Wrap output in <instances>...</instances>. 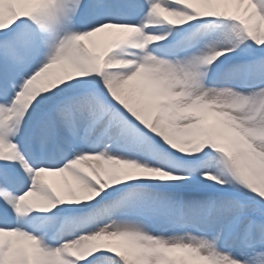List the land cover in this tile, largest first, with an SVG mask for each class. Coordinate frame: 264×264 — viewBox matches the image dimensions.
<instances>
[{"label":"bare ground","instance_id":"bare-ground-1","mask_svg":"<svg viewBox=\"0 0 264 264\" xmlns=\"http://www.w3.org/2000/svg\"><path fill=\"white\" fill-rule=\"evenodd\" d=\"M50 1L52 0H0V34L6 33L8 27L14 26L12 24L16 21L18 15L26 27H22V30L16 32L22 38L24 32L25 42L29 44L31 41V44L35 45L25 46L23 44L24 40L22 41L15 34L10 37L22 45L26 60L22 65L8 67L9 75L3 87L5 98L0 100V140L5 141L12 136L14 137L13 131L19 129L18 122L21 120L20 116L22 115L21 109L17 108L13 113L18 114L14 121L3 120L2 105L5 101L8 102L12 93L15 94L19 91L21 78L29 74V70L35 64L43 60L50 61V68L33 81V83H36L35 85H39L41 78L46 75H52L50 78L52 86H58L59 81L67 85V79L76 81L79 79L77 75H81V72H83L82 65H85L84 61H88L91 53L99 50L104 57V65L101 68V75L103 74L101 84L109 90L114 101L123 103L125 107L132 111V115L146 121L152 111L161 113L158 117V128L171 145L180 143L181 139L187 134L193 135L198 144L195 145V156L199 161L202 160V176L209 177L211 174H215L217 166H214L212 162L224 160L234 179H239L241 182V185L238 186L242 192L246 191L245 188L250 184L258 187L254 189L264 191V163L261 162L264 160L253 161L255 167H253L252 162L247 163L243 158L250 157L253 159L256 154L249 151L247 145L236 140V130L229 128L232 119L229 116L236 117L238 108H242L244 104L251 106L259 98V91L261 90L258 89L264 86L252 90L253 94L248 90H245L246 93L226 89L207 91V95L204 94L206 99H203V102L206 103L208 100L207 103H209L210 101L211 110L215 113L217 120L203 133H196L197 130L192 123L182 127L173 122L175 114H183L186 107L191 104L195 105L194 101L199 99L193 84L183 71V67L185 69L194 67L197 56L206 53V49H209L211 43L214 47L222 45L216 42L214 38L224 37L225 45H229L225 34H228L227 31L231 30L220 32L219 30L210 29L207 31V28L204 27L206 22L218 26L214 17L221 12H229L228 6L231 0H228L227 5H221L222 2L227 0H164L163 4L167 8L166 12L172 19L175 18L178 9L176 7L183 9L191 5L199 8L200 16L195 18L188 13L187 17L191 18L194 23L196 20L203 21L202 26L197 27L193 33H189L194 38L193 44H189L190 40L173 47H167L157 35L151 36L149 34L146 36V33L139 31L137 28H126V26L120 25L121 22H117L120 21V18L114 14L113 7H111L108 0H98L101 5L106 7V11L111 13L109 21L101 24L102 26L109 23L108 28L99 26L101 18L106 17L99 16L94 19L93 8L87 16L86 20L88 22L85 21L84 0H74L72 6L68 5L69 0L56 3V6L48 5ZM245 1L240 0L238 14L247 20L257 43L264 36L257 32L256 27L257 21H259L258 15L262 14L261 7H264V0H259V12L250 9V7L246 8ZM203 2L207 7L214 4L218 7V10L215 9L214 13L210 14ZM251 2H254V0H251ZM37 6L47 11V24L44 28L46 37L42 40V45L37 44L38 39L33 25L34 12L37 10ZM144 6L134 8L128 21L124 24L136 23L140 18H150L151 12H147L148 4ZM154 18L153 15L151 19ZM84 22L88 23V27H92L93 33L89 36L84 35L82 41L77 42L76 38L81 34ZM223 25L229 26L226 23ZM189 27L188 24L184 25V29ZM122 31L126 33L135 31L138 32V39H150L149 44L155 42L161 44L157 45L155 50H163V53L171 52L175 48H183L185 60L171 62L152 56L151 58L145 52L137 56L131 51L132 47H137L135 43L127 44L128 51L118 49V46L124 44L125 40L124 37H120ZM195 52L198 54H195ZM176 53H180V51ZM209 59L212 58L204 59V69H201L207 74L208 71L214 68H207L205 65ZM215 67L221 70L219 61ZM246 68V63H243L239 66V69H235V65H233L232 69H225L224 71H234L236 75H242L244 77L243 82H241L242 85L251 84L264 78V69L253 66L248 75ZM224 71L221 70V76ZM86 82L87 78L83 76L81 78L82 85L85 86ZM33 86L30 82L26 92L21 96L20 104L24 108L26 107L24 104L26 97H30L32 92L35 91ZM75 89L76 87L71 90ZM44 90L46 91V89ZM71 90L67 87H61L59 93L55 92L49 96V100L54 101L61 96L72 93ZM62 92L65 93L60 94ZM179 92L185 94L183 99L178 100L171 97ZM248 94H251L252 97L249 98ZM33 96L42 99L38 94ZM75 100L79 101L71 105L70 111L79 112L83 110L85 116L91 117L90 120L100 114L102 110H107V107L102 102L100 103L95 95H87ZM224 107L228 113L224 112ZM58 111L68 113L63 106H60ZM6 117H9V115H6ZM114 121L118 122V119L115 117L110 118V123L101 128V131L104 130L103 132L109 134L106 140L110 142L109 145L104 144L108 146L103 151L99 148L101 146L89 138L82 139L84 143L76 142V139H74L72 142L65 144L64 151L56 150L54 154L50 152L46 142H37L34 155L27 145H22L20 149L16 148L13 153L8 155L3 154L0 148V158L4 162L3 164L11 170L15 177L12 178L0 170V206L3 209V213L0 215V223H3L6 228H0V264H27L28 260L24 255L22 246L29 240L34 244L39 243L41 246L39 252L44 258L38 254L36 264H57L55 258L57 255L55 254V257H53L47 254L51 249H54L60 257L65 259L70 251H75L77 256L84 259V264H149L154 258L156 259L161 255L162 247L158 249L161 242L167 241L168 244H176L178 243L175 242L177 240L172 237L177 236L182 231L184 233H198L212 228V221L204 215L201 196L187 193L183 195L182 199L180 198L176 211L173 209L164 210L163 206L166 202L171 201L174 203L181 197V194L165 192L162 187H155V184L142 181L141 178L135 176L136 173L131 174V170L126 167L122 169L120 176L117 175L120 171L118 169L121 168V161L128 162L126 160L128 156L150 159L162 165L163 169L180 173L181 170L191 171L193 164H182L183 168H181L176 162L164 155H153L151 153L141 155L134 150L125 148L124 146H127L125 140L130 139L132 134L122 126L115 127L112 124ZM217 124L219 125L218 129L212 132L213 134H211L209 140L201 139L202 136L209 134L210 130ZM102 134V132H95V135L99 138ZM180 135L181 138L179 139ZM207 137L209 138V135ZM69 144H72V148L69 147ZM80 144L84 147L82 150L76 148ZM116 146H120L121 151L108 148ZM260 146L262 153H264V143ZM215 148H218L217 152L219 153H212ZM73 153L77 155L75 158L71 156ZM245 155L246 157H244ZM84 170L93 172L101 182L98 173H103L110 181L114 176H118L121 183L116 187L115 184L111 185L107 190L104 189L102 191L104 193H102L83 175ZM193 176H197V174ZM45 181H50L59 192L64 204L63 208L46 192L43 185ZM129 195H133L131 200L127 199ZM122 199H124L123 204L115 209V204ZM181 203L184 205L185 214L183 217H180L177 213V207L179 208ZM216 203L217 201H212L211 204L215 205ZM222 203H227V201H222ZM30 205L37 209L36 216L33 219H16L13 212L17 209L20 210L24 218L25 213L31 212ZM112 209L114 211L111 218H107V212ZM8 210H11L10 213H8ZM240 210H243V208L234 207L228 211L229 214L234 215ZM63 213H68V216L65 226L58 231L54 229L55 224H59L60 214ZM31 214H35V212H31ZM45 214L54 215L55 217L47 218L44 217ZM101 216L105 219L100 218ZM23 221L27 222L24 224ZM182 221L184 222L185 231L180 224ZM16 224L32 231V234L29 236L17 230ZM91 226L95 230L93 234L89 232ZM213 226L215 229L216 225ZM258 235H264V231H259ZM118 236L121 239L120 243L116 239L119 238ZM53 238H57L54 244L51 242ZM186 241L188 244L187 253L175 260L179 264H192L189 253L194 248H198L209 255H216L214 249L216 241L213 239L199 236L197 239L186 237ZM217 255L224 256L225 252L217 251ZM231 257L232 262L229 264H238L233 263V260L240 261L241 264H264V247L262 245L253 247L248 242H242L237 250L231 253ZM74 262L76 263V261Z\"/></svg>","mask_w":264,"mask_h":264},{"label":"rangeland","instance_id":"rangeland-1","mask_svg":"<svg viewBox=\"0 0 264 264\" xmlns=\"http://www.w3.org/2000/svg\"><path fill=\"white\" fill-rule=\"evenodd\" d=\"M145 3L150 2L151 0H144ZM155 0H152L149 4H151L152 2H154ZM227 2V1H226ZM205 6H207L205 4ZM211 6V5H210ZM264 8V7H263ZM262 8L261 13L264 14V9ZM188 9L187 8H183L181 13L179 14L180 18L182 20L187 21L186 19H183V16L185 18H187V14H188ZM176 16L178 17V12H176ZM189 22H193L192 20H190ZM141 24L140 21H138V24ZM194 24V23H193ZM218 26H213L210 23H206L204 28H207V31H209L210 29H214V30H219L220 32H225L226 30H231V31H227L228 34H225V37H227L226 39H228L229 41V45H225L224 43V37H217L214 38V40L222 45H217V46H212L213 43H211V45H209V49H206V53L201 54V55H196L198 58L194 64V67H191L189 69H185L183 67V71L186 73V75L188 76V78L190 79V82L193 84V87L195 89V91L197 92V97H199V99L195 100V102H201L204 98V94H206L207 91H221V90H235V91H241V90H237L234 89V86H236L234 83H239L241 82V79L236 77V74H233L232 76L227 77L228 74L225 73V77L224 74L222 75L221 81L223 82L222 85H213L212 88H205V83H206V79L203 78V75L208 77V74L205 73V71H202L201 69L203 68V61L206 58L209 57H213V55H220V59L223 62H229L233 59H240L243 54H248V48H247V43L245 41V39L240 35V33L238 32L237 28L235 26L229 25H223V22H217ZM195 26H192V28H194L196 30L197 27H199L200 25L194 24ZM228 25V24H227ZM188 37V36H187ZM191 40V42L189 44H193V36H191L189 38V41ZM262 40H260L261 42ZM264 44H260L259 47H263ZM185 47H187V45H185ZM195 54H198L195 52ZM177 55V54H176ZM176 55H172V58H174L173 61L177 60V61H183L184 60V52L182 55V58L179 59L176 57ZM240 65H235V69H239ZM215 69V68H213ZM211 69V70H213ZM208 71V73H211L213 75V71ZM225 87L221 88L223 86V84H225ZM183 85V84H182ZM181 86V85H180ZM256 89V88H255ZM254 89H248V91H252ZM258 90L259 91V98L256 99V101L251 105H246L244 104L242 108H238L236 117L233 116H229L232 117V119L230 120V126L229 128H234L237 132L243 134L246 138L249 139V143H247V149L249 151H251L252 153L256 154L255 157L252 158H243L246 160L247 163H251L253 167V161H261L262 159L264 160V153H262L261 151V144L264 143V87L260 88ZM243 93H246V91H242ZM252 93V92H251ZM253 94V93H252ZM207 95V94H206ZM249 98L252 97L251 94H248ZM208 102V100H207ZM210 103V101H209ZM211 104V103H210ZM223 105V104H222ZM225 109V107H224ZM225 113H228L227 110H224ZM234 115V114H233ZM174 124H176L177 126H183L185 124H190V123H194V118L193 117H189L186 118L184 115H178V117L173 119ZM218 124L215 125L211 130L210 133L213 134L212 132H215L218 129ZM180 138V137H179ZM204 138H207V135H204ZM255 139H258L257 141H255ZM207 140V139H206ZM239 140V139H236ZM241 143H243L242 141H240ZM252 142V143H251ZM254 144L252 147H250V145ZM244 145H246L245 143H243ZM218 148L213 149V152H217ZM260 152V153H259ZM246 157V155L244 156ZM135 160H139V159H135ZM141 162V161H140ZM213 164H215L218 168L216 174L219 178L222 177H226V179L229 182H232L233 179L230 177L231 174L229 173L224 160L220 161V160H215L212 162ZM169 170V169H168ZM170 171V170H169ZM187 172V171H186ZM183 173V172H181ZM253 187V186H250ZM128 198L131 200L133 198V195L128 196ZM176 204V203H175ZM171 206H173L171 201L166 202L165 207H163L164 210H171ZM173 209H175V207H173ZM205 209H204V215L206 217H209V215L207 213H205ZM210 212H213V210H210ZM219 227H217V229H215L213 232L216 234V236L219 238V233H217ZM262 229V228H261ZM91 232L93 233V229H91ZM196 234V233H195ZM214 236V235H213ZM186 237H191L190 233H184L183 231L179 234H177V236H173V239H176L178 243H182L185 244L186 246L187 241H186ZM237 237V236H236ZM234 238L230 243H228L225 246H222L219 244V240L216 241L215 243V251H216V255H209L211 258H213L214 260H216V262H218L219 264H229L232 262V257H231V253H233L234 251L237 250L238 246L244 241V239H246V237L241 236V237H237ZM161 244H165L163 245L164 247H168L169 244L167 241L161 242ZM160 244V246H161ZM249 245L255 247V246H260L262 245L264 247V235L259 236L258 234L254 236V240H251L250 242H248ZM159 246V247H160ZM188 247V246H187ZM218 248H222L224 250H222V252H225L224 256H218L217 255V251H221ZM233 251V252H232ZM195 255H206V252L200 251L198 249L194 248ZM192 253V252H191ZM151 263V262H150ZM149 263V264H150ZM233 263H238L241 264L240 261L237 260H233Z\"/></svg>","mask_w":264,"mask_h":264}]
</instances>
